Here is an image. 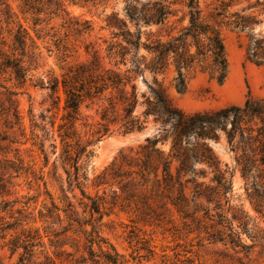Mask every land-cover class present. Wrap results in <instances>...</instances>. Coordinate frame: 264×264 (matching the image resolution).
<instances>
[{
  "label": "trees",
  "instance_id": "trees-1",
  "mask_svg": "<svg viewBox=\"0 0 264 264\" xmlns=\"http://www.w3.org/2000/svg\"><path fill=\"white\" fill-rule=\"evenodd\" d=\"M98 1L0 0V79L8 74L15 80L11 86L0 80L8 128L22 126L15 97L31 80L41 57L36 39L24 23L31 21L38 39L43 24L48 25L54 17L61 19L63 31L51 26L54 32L44 35L53 38V46L65 60L77 53L76 46L68 43L70 36L83 37L93 29L90 20L71 16L66 2L95 5ZM124 9L134 31L117 12L106 14L105 28L112 39L102 41L104 56L100 45L90 42L84 46L85 59L68 64L60 79L49 77L46 84L38 81L40 87L46 85L51 91L52 107L47 111H63L57 125L60 160L69 168H65L68 185L74 183L88 200L79 202L82 210L65 193L63 204L58 205L46 192L49 205L42 202L39 207V195H13L9 192L11 180L19 176L21 167L1 159L8 175L0 173V247L6 248L10 257L16 255L12 264H127L101 233L106 186L117 187L110 193L112 206L119 203L150 218L160 215L158 208L169 211L170 204L210 243L229 247L237 255L246 257L264 239V230L255 219L234 203L233 172L209 144L221 137L226 140L246 198L264 216V100L248 93L242 105L188 113L172 102L167 87L157 78L172 67L171 86L179 94L186 91L188 76L195 69L223 83L228 73L224 27L246 33V59L264 66V0L235 11L230 10V0H212L204 7L201 0H126ZM152 25L167 38H152ZM144 70L152 73V80L146 90H139L136 78ZM83 104L86 108L96 105L98 116L92 123H82L84 132L78 125ZM49 118L53 127L55 115ZM150 121L158 128L153 137H145L135 149L119 151L91 180L92 186L103 187V195L85 193L83 187L89 180L86 167L93 155L90 147L111 126L125 135L144 131ZM164 144L169 145L167 151L160 147ZM40 150H44L42 143ZM188 186L192 195L204 202L192 211L186 209L184 189Z\"/></svg>",
  "mask_w": 264,
  "mask_h": 264
},
{
  "label": "rangeland",
  "instance_id": "rangeland-1",
  "mask_svg": "<svg viewBox=\"0 0 264 264\" xmlns=\"http://www.w3.org/2000/svg\"><path fill=\"white\" fill-rule=\"evenodd\" d=\"M147 1L155 0H140V2ZM210 1L212 0H201V6L204 7L205 3ZM255 1L230 0V10L247 8ZM11 3L16 8V3L12 1ZM66 3L71 16L90 20L93 29L83 37L70 36L68 43L76 46L77 53L64 60L61 51L53 46L51 40L53 38L50 35H44L45 32L52 34L54 29L63 31L61 19L54 17L48 25L43 24L44 30L38 34L40 37L38 39L31 29V21L24 23L36 39L41 57L38 67L31 72V80H27L24 86L18 89L15 97L22 121L20 128L17 124L13 128H8L10 124L6 120L5 110L2 107L4 96L0 95V173H5L2 166H6V162L1 159L11 160L21 167L19 176L11 180L13 185L9 192L13 195H39L37 198L39 207L42 202L49 205L46 192L53 196L58 205L63 204L62 194L65 193L81 211L82 206L79 202H88V200L82 197L79 188L75 187L74 183L71 186L68 185L66 173L68 167H64L60 160L62 145L58 137L57 125L63 111L62 109L57 111L54 108L47 111L52 107L51 91L46 85L40 87L38 81L42 80L46 84L49 77L60 79L68 64L85 59L84 46L90 42L99 44L102 48L101 55L104 56L105 44L102 41L112 39L110 30L105 28L106 14L117 12L119 18L127 20L132 31L135 30V26L126 16L124 9L126 0H100L95 5ZM51 26H54V29H50ZM149 29L153 32L152 38L157 36L162 39L167 38L158 33L157 25H152ZM222 37L228 61V73L223 83L220 84L216 79L210 78L207 73L195 69L188 76L186 91L179 94L171 86L174 76L172 67H169L165 73L157 75L158 80L167 87L172 102L185 112L215 111L233 104L242 105L248 93L264 100V66H257L246 59L248 42L246 33L224 27ZM142 40H145V34L142 35ZM142 52L143 50L140 49V53ZM104 61L108 62L107 59ZM0 80L6 86L15 83V80L10 79L8 74H4ZM151 80L152 73L148 70L139 73L136 78L139 90H146ZM0 89L3 90V88ZM96 107L94 105L86 108L85 104L81 106L78 125L82 132H84L82 123H92L98 119L95 114ZM52 114L55 115L53 127L49 123V117ZM115 129L116 127L111 126L108 133L101 136L90 147L93 149V155L86 167L89 180L86 181L83 189L92 197L96 194L103 195V187L96 188L91 184L94 176L107 166L119 151L135 149L145 137H153L158 130L152 121L140 133L123 135ZM34 135L38 137L34 139ZM40 143L43 144V152L40 150ZM209 144L223 165L227 164L233 172L234 203L241 204L243 209L255 219L258 226L264 230V216L257 213L246 198L243 180L239 171L235 169L234 157L226 140L221 137L218 142L210 140ZM160 147L167 151L169 145L164 144ZM199 167L201 166L197 165V168ZM7 175L8 173H5V176ZM112 189H117V187L106 186L105 188L107 203L101 208L105 213L100 221L101 233L123 256L127 264H264V239L258 241L246 257L242 253L237 255L232 249L220 243H210L203 233H198L195 224L189 218L184 219L183 214L177 212L176 208L170 204H167L169 211L158 208L156 211L160 212V215L152 214L150 218L140 212H135L131 207L121 206L119 203L112 206L110 203ZM184 192L187 197L186 209L188 211L196 208V204L204 205L203 200L192 195L190 186L186 187ZM33 206L34 204L31 203V207ZM244 240L247 244L251 243L249 238H244ZM238 256L241 257L239 260ZM16 258V255L10 257L8 250L0 247L1 264H12Z\"/></svg>",
  "mask_w": 264,
  "mask_h": 264
},
{
  "label": "water",
  "instance_id": "water-1",
  "mask_svg": "<svg viewBox=\"0 0 264 264\" xmlns=\"http://www.w3.org/2000/svg\"><path fill=\"white\" fill-rule=\"evenodd\" d=\"M148 132H146V134H147ZM148 136V135H147Z\"/></svg>",
  "mask_w": 264,
  "mask_h": 264
}]
</instances>
